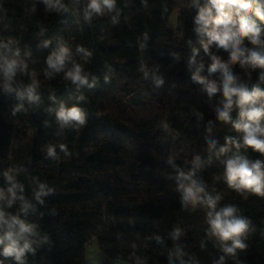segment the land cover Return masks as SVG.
Here are the masks:
<instances>
[{
	"label": "trees",
	"instance_id": "obj_1",
	"mask_svg": "<svg viewBox=\"0 0 264 264\" xmlns=\"http://www.w3.org/2000/svg\"><path fill=\"white\" fill-rule=\"evenodd\" d=\"M207 2L116 0L111 12L85 19L88 0H0V45L8 46L0 54L26 65L9 82L12 91L0 73V210L33 226L26 235L35 249L21 261L0 254V264H80L90 242L107 264H218L221 257L223 264H264V197L234 191L224 175L227 159L264 155L227 142L243 136L234 128L240 108L233 106L229 122L219 120L222 92L210 97L193 79L202 64L198 74L220 87L222 73L208 71L211 57L227 63L230 55L214 42L204 52L209 37L194 18ZM61 45L69 50L66 70L81 65L86 84L63 72L46 75ZM242 47L261 50L247 38ZM229 70L250 93L264 92V68L236 62ZM34 81L38 101L27 92ZM61 105L80 108L85 123L61 127ZM181 172L221 197L217 210L232 205L250 221L243 249L226 253L232 242L210 234L207 209L185 208L180 185L191 181ZM13 184L17 199L9 205ZM41 184L48 194L38 200Z\"/></svg>",
	"mask_w": 264,
	"mask_h": 264
},
{
	"label": "clouds",
	"instance_id": "obj_2",
	"mask_svg": "<svg viewBox=\"0 0 264 264\" xmlns=\"http://www.w3.org/2000/svg\"><path fill=\"white\" fill-rule=\"evenodd\" d=\"M50 7H57L50 5ZM116 8V0H88L85 8V19H90L93 14L103 15L111 12ZM252 17L258 18L264 22V0H208V2L198 8L197 15L194 18L195 24L199 27L197 31H203L209 37L208 43L203 44L205 53H208L209 46L214 42L218 48L229 51V60L227 63L222 62L217 56L211 57L212 63L208 68L210 73L217 71L222 73V84L217 86L215 81H208L198 73L203 65L197 68V74L193 79L204 85L208 95L211 97L218 91L222 92V107L217 109L218 119L223 122L231 120L230 112L233 106L240 108L239 116L242 122L234 123V128L243 133L240 140L227 138V142L233 144L237 150L241 147L250 148L255 152L264 155V126H261V120H264V103L257 107V102L264 99V92L254 89L251 93L242 85L237 83V78L229 70V64L239 62L241 67L251 66L253 68H264V40L261 39L264 34V28H261ZM247 40L261 50L246 49L242 47L243 42ZM7 45H0V48H7ZM82 50V49H81ZM198 54L197 49H193L192 64L196 63L195 56ZM18 56V52L15 54ZM86 55H88L86 53ZM70 59L69 50L61 45L58 51L53 52L47 59L49 71L47 76L54 73H64V78L77 85L87 83V76L82 72L79 64L73 63L71 68L66 70V61ZM24 71L26 65H23L16 59H9L0 54V73H3L6 83V91H12L10 81L16 74L17 70ZM261 79H264L262 75ZM159 85L161 80L157 79ZM36 82L27 87L29 99L38 101L39 97L33 95ZM18 110V109H17ZM56 118L61 127L71 125L75 126L85 123L84 112L73 106L65 108L61 105L56 113ZM210 147H215V141L209 142ZM64 150L65 146L60 145ZM48 155L55 157L53 147L48 148ZM220 153L228 151L227 147L220 148ZM8 176L7 173H5ZM192 173L185 175L180 173V177L190 180L188 185L181 184L180 189L183 192V204L185 208L191 204L195 207L197 204L207 209V223L210 226L209 232L220 241H231L232 246L223 245V250L228 254H235V249H243L245 245L241 242V237L249 231L250 221L236 215L237 208L227 205L217 210V204L221 197L213 196L205 192L202 185L191 180ZM225 181L229 188L238 193H250L256 196L264 197V161L256 159L251 161L244 156L235 155L225 161ZM9 181L12 180L8 176ZM18 185L13 184L9 188L12 193V199L8 201L11 205L13 200L17 199L14 188ZM45 186L41 184L36 192V198L39 200L41 195H47L44 191ZM51 191V190H49ZM0 199H3V193L0 192ZM19 199L23 200V197ZM43 203V201H41ZM30 205L27 202L22 204L21 210L27 212ZM33 233V226L26 224L18 216L5 217L0 210V245H3L2 254L5 257H14L21 261L25 253H34L32 247L33 241L26 234ZM179 235V233H176ZM45 240L47 237L44 238ZM224 258L221 257L218 264H223Z\"/></svg>",
	"mask_w": 264,
	"mask_h": 264
},
{
	"label": "rangeland",
	"instance_id": "obj_3",
	"mask_svg": "<svg viewBox=\"0 0 264 264\" xmlns=\"http://www.w3.org/2000/svg\"><path fill=\"white\" fill-rule=\"evenodd\" d=\"M176 15L175 13L171 17V24H175ZM102 259L99 254L98 246L95 242H90L85 246L84 256L80 264H101ZM113 264H129L126 262H114Z\"/></svg>",
	"mask_w": 264,
	"mask_h": 264
},
{
	"label": "built area",
	"instance_id": "obj_4",
	"mask_svg": "<svg viewBox=\"0 0 264 264\" xmlns=\"http://www.w3.org/2000/svg\"><path fill=\"white\" fill-rule=\"evenodd\" d=\"M101 264H107V263H101Z\"/></svg>",
	"mask_w": 264,
	"mask_h": 264
}]
</instances>
